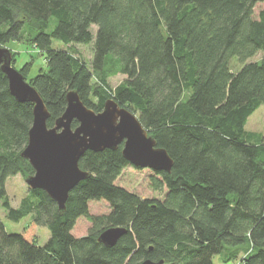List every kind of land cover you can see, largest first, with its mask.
<instances>
[{"label": "trees", "instance_id": "obj_1", "mask_svg": "<svg viewBox=\"0 0 264 264\" xmlns=\"http://www.w3.org/2000/svg\"><path fill=\"white\" fill-rule=\"evenodd\" d=\"M256 4L264 0H0V46L28 42L43 53L46 68L28 83L50 115L46 127L62 116L68 91L95 113L110 99L173 161L169 174L150 170L149 188L166 191L161 201L116 185L127 168L141 169L120 146L82 155L78 168L89 176L64 212L29 188L14 209L3 182L34 174L21 157L33 105L9 94L0 71L1 206L10 221L30 218L18 234L0 219V264H264V134L245 129L264 106V9L253 17ZM55 41L90 45L91 63ZM114 76L123 80L111 88ZM95 202L107 215L89 214ZM78 219L91 225L80 238L72 235ZM39 227L49 231L42 247ZM119 227L125 234L113 247L98 242Z\"/></svg>", "mask_w": 264, "mask_h": 264}, {"label": "water", "instance_id": "obj_2", "mask_svg": "<svg viewBox=\"0 0 264 264\" xmlns=\"http://www.w3.org/2000/svg\"><path fill=\"white\" fill-rule=\"evenodd\" d=\"M0 71L5 75L9 94L20 103L33 105V121L28 142L21 153L34 174L25 180L31 190H42L57 204L60 213L70 191L89 175L78 168L86 152L115 151L122 146L121 156L132 167L170 173L173 161L164 149L158 148L138 118L115 101L106 100L102 111L89 110L77 92L68 91L67 107L54 127H46L49 114L35 88L12 66V52L0 46ZM75 121L77 128L70 125ZM1 186V184H0ZM125 234L123 228H109L99 235L98 242L113 247ZM144 261L142 264H162Z\"/></svg>", "mask_w": 264, "mask_h": 264}, {"label": "rangeland", "instance_id": "obj_3", "mask_svg": "<svg viewBox=\"0 0 264 264\" xmlns=\"http://www.w3.org/2000/svg\"><path fill=\"white\" fill-rule=\"evenodd\" d=\"M264 9V4H256L254 8V15L256 17L260 10ZM96 27H91V33L95 36ZM8 50L12 52V66L24 75L25 81L28 83L31 78H34L41 69H45V60L43 59V53L36 49L28 42H22L21 44L10 42L7 45H3ZM54 48H67L75 53V55L81 58L87 65H89L92 61V47L90 45L83 46V45H69L66 47H61L59 42L53 43ZM262 57L261 54H257L254 58L248 60V62H256L260 60ZM234 69L239 68V64L234 61L232 63ZM122 76H114L109 79L110 87H115L120 82H122ZM245 129H251L257 132L264 133V106L258 108V110L250 116L248 123ZM154 176V173L150 170H135L133 168H127L124 170L121 175L117 178L116 185L121 186L127 191L133 192L139 198L143 199H155L161 201L164 194L165 189L162 193L155 192L149 188V179L150 177ZM26 178L21 175L17 174L15 177H9L5 179L3 182V189L4 195H6V199L11 207L17 209L19 206L20 201L25 198L28 194V187L24 180ZM4 199L0 200V219L2 220L4 229L8 233L18 234L23 229H25L30 222V218H24L19 220L17 223L10 221L6 217V210L3 208L2 203ZM109 212V208L102 202H95L89 204V214L96 216V215H107ZM74 230L72 235L75 237H84L88 233L91 228L90 223L85 219H78L74 225ZM36 238H37V245L42 247L48 239H49V231L45 227H39L36 229ZM213 264H224L219 262L218 257L213 258ZM226 264H238V261H232Z\"/></svg>", "mask_w": 264, "mask_h": 264}, {"label": "crops", "instance_id": "obj_4", "mask_svg": "<svg viewBox=\"0 0 264 264\" xmlns=\"http://www.w3.org/2000/svg\"><path fill=\"white\" fill-rule=\"evenodd\" d=\"M249 120V119H248ZM247 131H251V132H255V133H259V132H257V131H254V130H251V129H246ZM260 133H263V132H260ZM264 134V133H263Z\"/></svg>", "mask_w": 264, "mask_h": 264}]
</instances>
